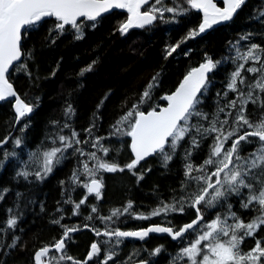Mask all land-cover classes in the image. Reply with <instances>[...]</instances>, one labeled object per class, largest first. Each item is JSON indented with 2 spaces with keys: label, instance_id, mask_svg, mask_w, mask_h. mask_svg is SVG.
<instances>
[{
  "label": "snow or ice",
  "instance_id": "1",
  "mask_svg": "<svg viewBox=\"0 0 264 264\" xmlns=\"http://www.w3.org/2000/svg\"><path fill=\"white\" fill-rule=\"evenodd\" d=\"M247 3L0 0V102L14 112L0 137V172L10 165L14 183L40 185L72 160L70 173L58 180L60 199L50 211L31 188L21 192L0 187V202L14 191L13 204L0 221V264L17 251L27 254V264H156L165 253L166 264H264V5L247 17L260 24L259 30L237 32L218 55L201 49L200 59L190 60L166 92L160 91L161 66L139 91L125 96L122 110L103 132L101 109L111 90L96 104L86 126L77 128L69 89L61 116L47 120L39 143L30 146L27 135L41 97H26L42 79L56 75L63 59L42 75L37 54L55 48L61 37L84 41L110 18L108 35L121 37L134 29L176 32L184 23L186 30L165 43L162 56L166 61L187 58L194 51L189 41L202 40L216 26L230 27ZM99 47L100 42L93 50ZM99 59L97 51L76 75L94 72ZM152 160L175 177V184L167 185L168 194L154 184V203L146 210L131 195L111 204L108 174L131 177V184L124 185L130 193L149 177ZM77 189L81 195L74 198ZM37 205L58 235L37 244L34 233L30 247L22 223L26 210L35 211ZM72 217L77 221L66 222ZM129 221L147 223L130 226ZM85 230L93 236L85 254H71L76 234ZM151 234L170 238L175 250L164 244L147 247ZM134 241L143 243L139 248L133 244L121 258L123 246Z\"/></svg>",
  "mask_w": 264,
  "mask_h": 264
},
{
  "label": "trees",
  "instance_id": "2",
  "mask_svg": "<svg viewBox=\"0 0 264 264\" xmlns=\"http://www.w3.org/2000/svg\"><path fill=\"white\" fill-rule=\"evenodd\" d=\"M262 5H264V0H249L244 12L238 19H235V23L231 24L230 27H218L205 34L202 40L198 37V40L189 41L188 45L192 46L194 51L187 58L183 56L176 57L174 53L173 56L176 58L169 57L166 61L162 56V49L165 43L174 42L186 30L184 23L178 26L179 30L176 32L169 33L164 28L155 29L152 32L134 29L131 30L129 35L121 37L119 34L108 35L111 23L110 18L84 41L70 42L71 37H61L57 41L55 48L46 49L37 54V61L41 66L42 75L46 74L49 66H54V61L60 57H63V59L60 61V68L56 75L48 79H42L39 82V87L31 89L29 97H26V99L30 98L33 94H38L41 97L40 105L32 116V123L27 133L29 145L35 146V144L39 143L49 118L61 116V106L69 89H73V98L76 102L77 128L86 126L88 117L95 110L96 104L106 92L111 90V94L101 109L104 125L101 131L103 132L107 128L108 122L114 119L122 110L120 104L125 96L134 91H139L161 66H163L164 72L160 91L166 92L181 77V73L184 72L190 60L200 59L201 49L218 55L224 51L225 41L230 39V37L234 38L237 32L247 28L260 29L259 23L248 21L247 17L254 11H260ZM117 14L121 18L126 16L124 12H117ZM256 39L259 40L260 38L257 37ZM98 42H100V47L94 51L93 46ZM182 47L184 46L182 45ZM97 51L100 53V59L95 71L87 73L84 77H78L76 73L82 66L96 57ZM13 116L14 112L11 106L6 102L1 103L0 137L4 135L5 122L11 121ZM18 127L19 125H17ZM150 163L153 171L140 188L133 187L130 193L124 185L131 184V177L108 174L107 199L111 204H119L128 195H131L141 209L146 210L147 206L154 203L151 194V188L154 184L159 185L165 196L168 194L167 185L175 184V177L171 173H165L157 161L152 160ZM71 166L72 160H68L43 184L26 185L23 182L14 183L10 178L11 167L6 165L3 172H0V187L6 185L13 190L19 189L21 192L31 188L35 191L37 201H44L46 209L50 211L55 208V202L60 199L58 180L64 179L70 173ZM176 176H178V172ZM80 195L81 191L79 189L73 193L74 198H79ZM13 200L14 191L9 192L5 199L0 202V221L6 218L5 209L12 206ZM106 209L107 205H105ZM76 221L77 218L72 217L70 221L66 222L73 223ZM146 223L144 221H129L130 226H139ZM22 227L25 228V237L29 239L30 247L31 236L34 233L39 238L37 244L39 240L50 241L53 236L58 235L57 230L48 223L47 212L41 214L38 205L35 207V211L26 210ZM92 239V234L87 230L76 234V243L70 248L71 254L82 257ZM158 239L166 242L171 250H175L176 245L170 238ZM166 258L161 254L156 264H164L163 260ZM27 260L28 256L26 253L17 251L6 258V264H27Z\"/></svg>",
  "mask_w": 264,
  "mask_h": 264
},
{
  "label": "flooded vegetation",
  "instance_id": "3",
  "mask_svg": "<svg viewBox=\"0 0 264 264\" xmlns=\"http://www.w3.org/2000/svg\"><path fill=\"white\" fill-rule=\"evenodd\" d=\"M249 1V0H248ZM235 19V18H234ZM218 27H222V26H218ZM217 27V28H218ZM216 29V28H215ZM153 219H158V218H153ZM155 237H157V238H155ZM164 237H166V236H164V235H151V238L150 239H148L147 241H146V246L147 247H149V248H151L152 246H155V245H157V244H164L165 246H166V248L167 249H169V251H173V250H171V248L169 247L168 248V244L166 243V242H164V241H160L158 238H164ZM141 243H143V242H140V241H134V242H132V243H126L124 246H123V252L121 253V258H123L125 255H127L130 251H131V249H132V247H133V244L137 247V248H139L140 247V245H141ZM168 245V246H167ZM165 257H167L166 259H164L163 261H164V264H166V261L168 260V255L165 253V254H163ZM159 258V257H158ZM158 258H157V260H156V263H157V261H158Z\"/></svg>",
  "mask_w": 264,
  "mask_h": 264
},
{
  "label": "water",
  "instance_id": "4",
  "mask_svg": "<svg viewBox=\"0 0 264 264\" xmlns=\"http://www.w3.org/2000/svg\"><path fill=\"white\" fill-rule=\"evenodd\" d=\"M115 11H117V12H123V10H115ZM216 27H217V26H216ZM216 27H215V28H216ZM209 31H211V30H209ZM1 103H3V102H0V104H1ZM151 235H153V234H151ZM154 235H160V234H154Z\"/></svg>",
  "mask_w": 264,
  "mask_h": 264
},
{
  "label": "bare ground",
  "instance_id": "5",
  "mask_svg": "<svg viewBox=\"0 0 264 264\" xmlns=\"http://www.w3.org/2000/svg\"><path fill=\"white\" fill-rule=\"evenodd\" d=\"M255 4V3H254ZM255 7V6H254ZM252 8V7H251ZM254 10V9H253ZM256 10V9H255ZM248 26V25H247ZM259 27V26H258ZM248 29V28H247ZM246 29V30H247ZM257 29V28H256ZM243 30V29H242ZM259 30V29H258ZM211 33H213V32H211ZM234 34V33H233ZM228 35V34H227ZM231 38V37H230ZM198 40V39H197ZM200 44V43H199ZM110 197V196H109ZM116 203H117V201H116ZM42 214V213H41ZM14 254V253H13ZM16 255V254H15Z\"/></svg>",
  "mask_w": 264,
  "mask_h": 264
}]
</instances>
